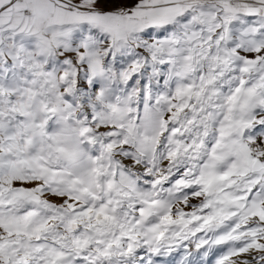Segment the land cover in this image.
<instances>
[{
    "label": "snow or ice",
    "instance_id": "snow-or-ice-1",
    "mask_svg": "<svg viewBox=\"0 0 264 264\" xmlns=\"http://www.w3.org/2000/svg\"><path fill=\"white\" fill-rule=\"evenodd\" d=\"M0 264H264V0H0Z\"/></svg>",
    "mask_w": 264,
    "mask_h": 264
}]
</instances>
